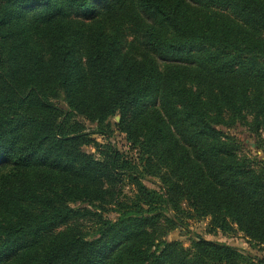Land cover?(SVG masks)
<instances>
[{"label": "trees", "instance_id": "trees-1", "mask_svg": "<svg viewBox=\"0 0 264 264\" xmlns=\"http://www.w3.org/2000/svg\"><path fill=\"white\" fill-rule=\"evenodd\" d=\"M116 117L137 161L86 151ZM237 126L264 155V0H0V264H264ZM207 217L262 256L162 240Z\"/></svg>", "mask_w": 264, "mask_h": 264}, {"label": "rangeland", "instance_id": "rangeland-1", "mask_svg": "<svg viewBox=\"0 0 264 264\" xmlns=\"http://www.w3.org/2000/svg\"><path fill=\"white\" fill-rule=\"evenodd\" d=\"M77 120L85 125L87 131H95V124H92L82 118H77ZM114 122V119L109 121V129L110 131H112V136L110 137V140L105 139V137L101 135H94L92 136V138L95 139L96 143L98 144V150H95L92 147H88L86 148V151L89 154L93 155L94 158L100 159V152L105 150V146L108 145V141H110L125 158L137 161L139 158L137 149L133 147L124 138L123 135H120L118 132H116V130L114 129ZM223 131L225 133H229L230 135L235 136L241 142V155L247 157L250 160H264L263 152L261 154V152H259L255 148L256 139L252 137V135H250L244 127L237 126L229 131ZM155 182L158 183V181L156 180ZM144 184L148 188H155V186H153L150 182L145 181ZM121 188L123 194L127 196H131L134 191L133 188L126 181L121 184ZM113 216L114 214H109V217ZM184 221L185 222L183 223L185 225V228L175 229L168 235L164 236L162 240L166 242L178 241L181 242L185 247H187L189 246V241L193 239V236L197 235L206 240L229 244L241 251L249 252L253 256H262V254L258 251L259 249L253 248V246L249 245L243 238L242 234L236 232L223 235L221 233H218L217 231L214 232L209 217L199 220L188 219ZM80 225L82 229L87 232H91L93 229V223L89 220L80 222Z\"/></svg>", "mask_w": 264, "mask_h": 264}, {"label": "water", "instance_id": "water-1", "mask_svg": "<svg viewBox=\"0 0 264 264\" xmlns=\"http://www.w3.org/2000/svg\"><path fill=\"white\" fill-rule=\"evenodd\" d=\"M117 120H118V117L115 118V121H117Z\"/></svg>", "mask_w": 264, "mask_h": 264}]
</instances>
